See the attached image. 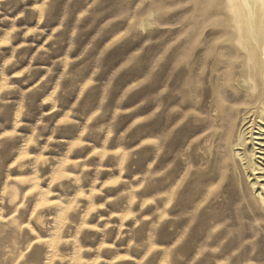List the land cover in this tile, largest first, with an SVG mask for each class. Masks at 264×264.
I'll return each mask as SVG.
<instances>
[{
    "label": "rangeland",
    "instance_id": "374dc122",
    "mask_svg": "<svg viewBox=\"0 0 264 264\" xmlns=\"http://www.w3.org/2000/svg\"><path fill=\"white\" fill-rule=\"evenodd\" d=\"M193 4L0 2V264L264 260V211L243 177L219 175L193 147L202 87L186 34ZM64 171L71 178L53 185ZM44 199L56 203L33 217Z\"/></svg>",
    "mask_w": 264,
    "mask_h": 264
},
{
    "label": "bare ground",
    "instance_id": "6f19581e",
    "mask_svg": "<svg viewBox=\"0 0 264 264\" xmlns=\"http://www.w3.org/2000/svg\"><path fill=\"white\" fill-rule=\"evenodd\" d=\"M190 28L202 85L193 147L219 175L242 176L264 211V0H195Z\"/></svg>",
    "mask_w": 264,
    "mask_h": 264
},
{
    "label": "snow or ice",
    "instance_id": "6c2138e0",
    "mask_svg": "<svg viewBox=\"0 0 264 264\" xmlns=\"http://www.w3.org/2000/svg\"><path fill=\"white\" fill-rule=\"evenodd\" d=\"M46 4H47V0H45V5H46ZM21 15H23V13H22ZM13 31H16V29H13ZM35 31H36V29H34V28H33V29H30V30H29V34H31L32 32H35ZM73 35H75V33H73ZM48 39H49V40H52V37L49 36ZM46 43H47V42H46ZM3 44H4V45H7V44H8V41H7V40L3 41ZM11 62H12V61H8L9 64H10ZM25 71H27V69H25ZM22 75H23V73H16V76H17V77H20V76H22ZM90 83H91V82H90ZM86 87H87V86H86ZM3 90H4L3 88H0V91H3ZM49 99H51V97H49ZM48 103H49V100H45V101H44V104H48ZM55 111H56V110L53 109V113H55ZM46 115H48V114L46 113ZM17 118L19 119V113H17ZM70 122H71V121L69 120V118H68L67 116H65L63 119H61V120L59 121V124H60L61 126H63V125H67V124H69ZM17 127H20V125H17ZM15 135H16V133H15L14 131H6V132L4 133V136H5V137H14ZM81 135H83V133H81ZM110 135H111V133H110ZM28 144H29V145H32V144H33V141H32L31 139H29V140H28ZM80 144H81V141L77 140V141L75 142V144H73V148H77ZM27 158H28V157H27L26 155H20V156H19V160H20V161H23V160H25V159H27ZM40 159H41V160H44L45 157H44V156H41ZM18 162H19V161H18ZM12 167L14 168L15 165H12ZM262 172H264V169H262ZM70 178H71V172H70V171L59 172V173H57V174L55 175V177H54L52 183H53V185H56V184H58V182L66 181V180H68V179H70ZM117 183H119V181H117V180L109 181V184H110V185H115V184H117ZM218 187H219V185H217L216 187H214V188L212 189V191H215L216 188H218ZM32 192H35V189H33ZM84 195H85V194H84L83 192L80 193V196H81V197H84ZM54 203H56L55 200H49V199L41 200L39 203H37V204L35 205V210L32 212V216L35 217L38 213L42 212L43 210L48 209V208L51 207ZM148 203L151 204L152 202L149 201ZM99 207H100V208H104L105 205H104V204H100ZM71 210H72V209L70 208L69 211H71ZM96 211H97V209H96L95 207H93V208H91V209L89 210V213H90V214H91V213H95ZM130 215H131V214H129L128 216H125L124 219H125V220H128L129 217H130ZM161 219H164V218L162 217ZM24 227H25V229H28V228H29V225H28V224H25ZM89 227H90L89 224H84V225H82V228H83V229H88ZM92 227H94V226H92ZM33 234H35V232H34ZM181 239H183V237H182ZM40 243H42V241H39V240L35 241V242L30 246V249H29V250H31V248L35 247L36 244H40ZM176 244L179 245V244H180V240H177ZM105 247H110V245H105ZM173 247H175V245H174ZM25 259H26L25 257H21V258H20V262H18V264H23V262H24ZM117 260H118V261H127V260H131V257L121 256V257H117ZM97 264H100L99 260L97 261ZM260 264H264V260H261V261H260Z\"/></svg>",
    "mask_w": 264,
    "mask_h": 264
},
{
    "label": "clouds",
    "instance_id": "9594fccd",
    "mask_svg": "<svg viewBox=\"0 0 264 264\" xmlns=\"http://www.w3.org/2000/svg\"><path fill=\"white\" fill-rule=\"evenodd\" d=\"M0 2H2V0H0Z\"/></svg>",
    "mask_w": 264,
    "mask_h": 264
}]
</instances>
